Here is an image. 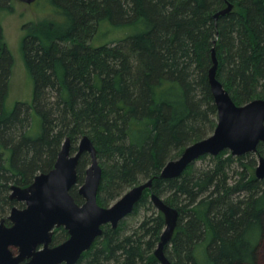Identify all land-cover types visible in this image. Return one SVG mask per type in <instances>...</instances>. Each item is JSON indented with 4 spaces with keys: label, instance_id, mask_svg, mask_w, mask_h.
I'll return each instance as SVG.
<instances>
[{
    "label": "trees",
    "instance_id": "trees-1",
    "mask_svg": "<svg viewBox=\"0 0 264 264\" xmlns=\"http://www.w3.org/2000/svg\"><path fill=\"white\" fill-rule=\"evenodd\" d=\"M45 1L50 16L26 23L22 42L34 100L10 112L14 58L0 24V220L24 206L10 198L12 185H30L54 167L68 137L77 151L88 135L104 165L99 203L111 205L131 187L154 182L117 228L103 226L76 264H162L154 251L166 223L152 193L180 212L166 246L174 264H264L256 153L203 155L179 177H160L168 161L217 126L208 75L213 48L218 77L237 104L264 98V0ZM229 2L233 10L215 17ZM11 8V0H0V11ZM106 26L122 32L104 40ZM90 163L84 153L71 190L79 203ZM67 238L57 228L53 243Z\"/></svg>",
    "mask_w": 264,
    "mask_h": 264
},
{
    "label": "water",
    "instance_id": "water-1",
    "mask_svg": "<svg viewBox=\"0 0 264 264\" xmlns=\"http://www.w3.org/2000/svg\"><path fill=\"white\" fill-rule=\"evenodd\" d=\"M19 1L30 4L37 0ZM233 8L234 4L229 2L215 17L226 15ZM211 58L208 75L218 109L217 126L212 134L191 143L178 158L168 161L161 172L162 178L179 177L203 155L217 156L224 150H230L235 156L258 153L260 143H264V98L237 104L218 77L220 62L215 48ZM84 153H89L91 164L78 188L84 198L80 204L71 190L78 184V164ZM255 173L258 179H264L262 154ZM102 178L98 148L90 136L81 138L77 151L72 150L68 137L52 169L37 174L28 186H11L10 198L24 206H13L8 217L0 220V264H76L102 235L103 226L111 224L117 228L154 182L152 178L145 180L111 205L103 206L98 201ZM151 201L163 213L166 223L155 256L162 264H174L166 254V246L174 237L180 212L156 193L151 194ZM59 227H64L69 237L54 245L55 229Z\"/></svg>",
    "mask_w": 264,
    "mask_h": 264
},
{
    "label": "rangeland",
    "instance_id": "rangeland-1",
    "mask_svg": "<svg viewBox=\"0 0 264 264\" xmlns=\"http://www.w3.org/2000/svg\"><path fill=\"white\" fill-rule=\"evenodd\" d=\"M45 2V0H37L33 3L28 4L19 0H11L12 8L0 11V24L2 25L4 30V39L14 58L12 75L9 85V94L5 105L8 112L12 111L16 103L19 101L29 104L33 103L34 81L32 74L27 67L22 46L24 37V25L29 22H37L46 16H50V13L48 12V6ZM104 29V40H109L111 37H118V35H120V33L122 32V30L120 29H111V27L109 28L107 26L106 30ZM252 158V160L256 161V164L253 168L254 174H256L255 171L259 163V154L256 153L254 156H252ZM99 161L104 168L102 160L100 159ZM249 162L250 161H248V165L250 164ZM203 163L204 165L207 164L208 159L205 161H197L198 165ZM79 187L80 186H78V188ZM112 203H114V201ZM141 214L142 215L136 217V219H142L141 217H143L145 212L142 211ZM136 219L132 217L129 220V225H131V223H133ZM59 233H61V231H57L56 234ZM13 250L16 251V249Z\"/></svg>",
    "mask_w": 264,
    "mask_h": 264
},
{
    "label": "flooded vegetation",
    "instance_id": "flooded-vegetation-1",
    "mask_svg": "<svg viewBox=\"0 0 264 264\" xmlns=\"http://www.w3.org/2000/svg\"><path fill=\"white\" fill-rule=\"evenodd\" d=\"M80 195V194H79ZM84 199V198H83ZM78 202V201H77ZM84 202V201H83ZM82 202V203H83ZM81 204V203H80ZM59 228H61V227H59ZM64 228V227H63ZM57 229V228H56ZM56 229H55V231H56ZM67 231V230H66ZM68 232V231H67ZM68 237H69V233H68ZM54 244V243H53ZM55 245V244H54Z\"/></svg>",
    "mask_w": 264,
    "mask_h": 264
}]
</instances>
